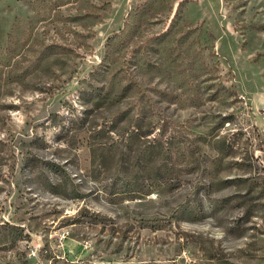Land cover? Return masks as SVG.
Returning <instances> with one entry per match:
<instances>
[{
    "label": "rangeland",
    "instance_id": "1",
    "mask_svg": "<svg viewBox=\"0 0 264 264\" xmlns=\"http://www.w3.org/2000/svg\"><path fill=\"white\" fill-rule=\"evenodd\" d=\"M0 264H264V0H0Z\"/></svg>",
    "mask_w": 264,
    "mask_h": 264
}]
</instances>
